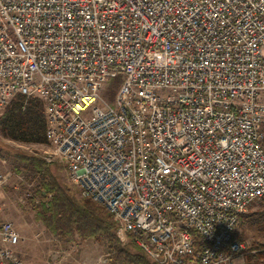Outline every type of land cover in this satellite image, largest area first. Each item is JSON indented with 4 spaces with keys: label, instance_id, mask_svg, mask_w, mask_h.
<instances>
[{
    "label": "built area",
    "instance_id": "1",
    "mask_svg": "<svg viewBox=\"0 0 264 264\" xmlns=\"http://www.w3.org/2000/svg\"><path fill=\"white\" fill-rule=\"evenodd\" d=\"M18 96L43 102V159L121 243L156 264L257 263L235 233L264 198V0H0V109ZM20 242L0 204V264H25Z\"/></svg>",
    "mask_w": 264,
    "mask_h": 264
},
{
    "label": "rangeland",
    "instance_id": "2",
    "mask_svg": "<svg viewBox=\"0 0 264 264\" xmlns=\"http://www.w3.org/2000/svg\"><path fill=\"white\" fill-rule=\"evenodd\" d=\"M122 82L123 77L118 76L104 86L102 98L111 106L115 105L116 93ZM3 112L4 110L0 109V116ZM47 152V146L17 143L6 139L0 132V168L8 177L6 183L0 187V204L3 206V217L15 224L21 237V242L16 248L19 258L25 264H117L114 254L104 245L94 240L83 241L79 236L71 242H65L61 237L48 231L38 220L37 206L48 201L51 195L43 199L37 194L41 185L40 175L19 167L14 155L27 153L44 158ZM48 166L61 183L67 185L81 198L64 167L54 164ZM263 216L264 198L251 205L241 216L237 226L238 238L253 248L264 244L263 227L252 224V221L264 219ZM130 243H132L130 240L122 242V247L126 248ZM256 262L264 264V259Z\"/></svg>",
    "mask_w": 264,
    "mask_h": 264
},
{
    "label": "trees",
    "instance_id": "3",
    "mask_svg": "<svg viewBox=\"0 0 264 264\" xmlns=\"http://www.w3.org/2000/svg\"><path fill=\"white\" fill-rule=\"evenodd\" d=\"M46 114L43 102L38 98L16 97L0 116V132L11 141L46 146ZM19 167L40 175L41 185L37 194L48 201L37 206V218L48 231L71 242L76 236L81 240H94L114 254L117 264H156L134 243L126 248L120 242V228L112 215L97 203L79 198L61 183L43 158L27 153L14 155ZM264 218V216H263ZM264 231V219L252 221ZM260 250L255 261L264 259V244L255 246Z\"/></svg>",
    "mask_w": 264,
    "mask_h": 264
},
{
    "label": "crops",
    "instance_id": "4",
    "mask_svg": "<svg viewBox=\"0 0 264 264\" xmlns=\"http://www.w3.org/2000/svg\"><path fill=\"white\" fill-rule=\"evenodd\" d=\"M4 218L6 219V217H4ZM235 236H236V238H238V235H237V230H236ZM238 239L242 241V239H241V238H238Z\"/></svg>",
    "mask_w": 264,
    "mask_h": 264
}]
</instances>
